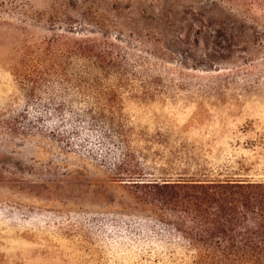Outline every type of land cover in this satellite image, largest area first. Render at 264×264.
Here are the masks:
<instances>
[{
  "label": "rangeland",
  "instance_id": "1",
  "mask_svg": "<svg viewBox=\"0 0 264 264\" xmlns=\"http://www.w3.org/2000/svg\"><path fill=\"white\" fill-rule=\"evenodd\" d=\"M52 34L133 58L119 91L154 168L264 178V0H0V115L17 101L18 50ZM126 178L48 133L0 126V264H155L145 244L160 229Z\"/></svg>",
  "mask_w": 264,
  "mask_h": 264
},
{
  "label": "trees",
  "instance_id": "2",
  "mask_svg": "<svg viewBox=\"0 0 264 264\" xmlns=\"http://www.w3.org/2000/svg\"><path fill=\"white\" fill-rule=\"evenodd\" d=\"M130 61L106 39L25 41L12 64L17 101L0 126L16 135L48 133L117 167L160 229L145 244L155 264H264V178L221 176L220 166L201 174L154 168L157 152L137 142L145 134L123 110L119 87L133 73ZM137 224L142 237L143 221Z\"/></svg>",
  "mask_w": 264,
  "mask_h": 264
}]
</instances>
